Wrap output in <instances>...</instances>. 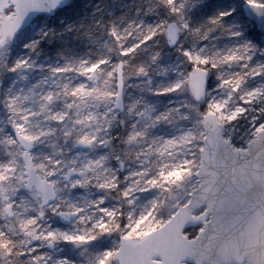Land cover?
<instances>
[{"label": "rangeland", "instance_id": "1", "mask_svg": "<svg viewBox=\"0 0 264 264\" xmlns=\"http://www.w3.org/2000/svg\"><path fill=\"white\" fill-rule=\"evenodd\" d=\"M172 20L180 35L185 21L166 19L159 27L164 33ZM44 27L45 21L36 19L14 38L0 36V264H119V239L138 240L162 224L197 185L205 112L216 114L226 126L225 138L237 147L243 144L236 141L247 142L264 127V44L242 36L238 25H224L220 35L214 27L211 41L183 48L191 68L212 69L203 110L180 62L159 63L167 74L159 81L123 75L118 110L116 63L40 60L30 47ZM11 125L34 142L32 163L55 187L47 206L36 191L24 188L22 147ZM79 140L88 147H78ZM69 169L77 175L65 180ZM111 190L117 201L109 197ZM59 210L77 216L62 224ZM3 236L12 240L2 243Z\"/></svg>", "mask_w": 264, "mask_h": 264}, {"label": "water", "instance_id": "2", "mask_svg": "<svg viewBox=\"0 0 264 264\" xmlns=\"http://www.w3.org/2000/svg\"><path fill=\"white\" fill-rule=\"evenodd\" d=\"M69 0H0V12L11 7L0 20V35L14 37L39 14L51 16ZM247 18L264 34L263 3L245 2L242 5ZM170 47L179 40V27L170 21L164 28ZM116 109L123 108V67L115 69ZM210 70L200 67L188 72V84L193 96L203 101L208 90ZM202 146L195 172L197 185L191 189L188 200L161 225L140 239L121 237L115 253L119 264H264V127L258 129L245 147L235 148L224 137L225 124L215 113L202 116ZM15 141L22 147L25 190L40 194L41 206L52 203L56 197L54 185L37 173L30 152L33 141L26 138L16 126L9 128ZM83 141L78 147L84 146ZM122 166V163H121ZM77 175L74 169L65 173V180ZM8 217L12 205L5 207ZM199 213L197 217L195 214ZM60 222L68 224L76 218L75 211H58ZM201 220L196 235L185 232Z\"/></svg>", "mask_w": 264, "mask_h": 264}, {"label": "trees", "instance_id": "3", "mask_svg": "<svg viewBox=\"0 0 264 264\" xmlns=\"http://www.w3.org/2000/svg\"><path fill=\"white\" fill-rule=\"evenodd\" d=\"M38 19L45 21V27L35 36L31 55L51 62L82 58L92 62L121 61L123 73L128 78L144 75L162 80L167 74L162 73L164 69L159 63L180 62L190 70L192 65L183 48L191 41H211L210 32L214 27L220 35L224 25H238L242 36L255 44H264V35L244 16L238 0H71L54 15H40ZM166 19H175L178 23L185 21L187 25L173 47L166 42L163 25L159 27ZM151 28L155 29L149 34ZM204 35L206 37L200 39ZM212 83L211 79L210 86ZM198 109H204L203 103ZM236 143L244 145L246 142ZM119 150V145H115L114 151ZM108 194L112 200L119 199L115 191H108ZM188 233L194 235L196 227ZM8 240L12 238H4L1 242L8 243Z\"/></svg>", "mask_w": 264, "mask_h": 264}, {"label": "flooded vegetation", "instance_id": "4", "mask_svg": "<svg viewBox=\"0 0 264 264\" xmlns=\"http://www.w3.org/2000/svg\"><path fill=\"white\" fill-rule=\"evenodd\" d=\"M8 10V11H7ZM11 9L10 8H7L4 12H0V18L4 15V13H7V12H9ZM79 141H83V140H79ZM78 141V142H79ZM84 142V141H83ZM33 144H34V142H33ZM84 146H82V147H88V144L86 143V142H84ZM77 145H78V143H77ZM120 168H122V166H120ZM67 172V171H66ZM65 172V173H66ZM64 179H65V174H64ZM40 197V196H39Z\"/></svg>", "mask_w": 264, "mask_h": 264}]
</instances>
